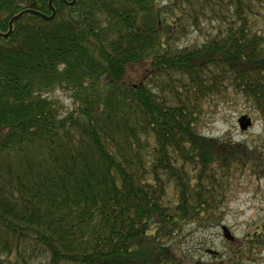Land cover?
I'll return each mask as SVG.
<instances>
[{"label":"trees","instance_id":"16d2710c","mask_svg":"<svg viewBox=\"0 0 264 264\" xmlns=\"http://www.w3.org/2000/svg\"><path fill=\"white\" fill-rule=\"evenodd\" d=\"M50 1L0 0V32ZM72 1L0 37V264H181L186 226L264 179V0ZM230 93L263 127L251 146L201 134Z\"/></svg>","mask_w":264,"mask_h":264},{"label":"rangeland","instance_id":"374dc122","mask_svg":"<svg viewBox=\"0 0 264 264\" xmlns=\"http://www.w3.org/2000/svg\"><path fill=\"white\" fill-rule=\"evenodd\" d=\"M168 2L169 0H161L162 5ZM201 28H206L205 22ZM201 40L200 32L195 31L182 39L180 45H199ZM149 72L148 65L132 66L128 70V76L134 83H138ZM51 96L62 98L65 109L73 107L69 96L62 93ZM254 114L251 104L230 93L226 100L205 104V120L200 128L201 134L209 139L246 143L251 146L256 137L263 138V127ZM245 115L251 117L254 122L248 131H242L238 123ZM234 185L235 188L227 198L226 208L217 215L215 221L206 222L205 226L187 225L183 234L174 241V249L178 251L181 264H251L248 263V253L251 252L255 257L258 249H252L250 246H256L259 250L263 247L264 179L247 174ZM223 228L225 231L227 229L231 238L225 236ZM252 238L259 241L252 243ZM211 252H217L220 256L214 257ZM257 260L264 264V253Z\"/></svg>","mask_w":264,"mask_h":264},{"label":"water","instance_id":"95a60500","mask_svg":"<svg viewBox=\"0 0 264 264\" xmlns=\"http://www.w3.org/2000/svg\"><path fill=\"white\" fill-rule=\"evenodd\" d=\"M77 0H73L71 3H66L67 5L69 6H74V4L76 3ZM50 8L53 12L52 16L48 17V16H45L43 14H39L38 12H35V11H32V10H25L21 13H19L18 15H16L14 18H12V20L10 21L9 23V31L6 33V34H3L0 32V37H4V38H9L11 35H12V32H13V26H14V22L19 20L20 18H22L24 15H27V14H35V15H38L40 16L41 18L47 20V21H50V20H53L55 18V10H54V7L52 5V0L50 1ZM239 127L242 131H248L252 126H253V120L251 117L245 115V116H242L239 120ZM225 236L227 238H231V235L229 234V232L225 231Z\"/></svg>","mask_w":264,"mask_h":264},{"label":"flooded vegetation","instance_id":"af4514ba","mask_svg":"<svg viewBox=\"0 0 264 264\" xmlns=\"http://www.w3.org/2000/svg\"><path fill=\"white\" fill-rule=\"evenodd\" d=\"M223 233L225 234V228H223ZM258 242L259 240L258 239H253L252 238V243H254V242ZM255 245V244H254ZM252 249H258V251H256V253H255V257H254V255L251 253V252H249L248 253V256H249V262L248 263H251V264H262V261L261 260H257L259 257H260V255L261 254H263L264 253V245H263V247L259 250V248L257 247L256 248V246H250ZM214 254V257H219L220 255H218V253L217 252H213ZM258 257V258H257Z\"/></svg>","mask_w":264,"mask_h":264}]
</instances>
